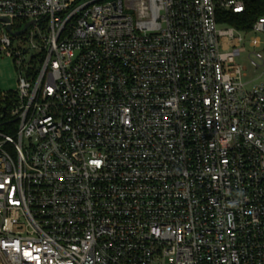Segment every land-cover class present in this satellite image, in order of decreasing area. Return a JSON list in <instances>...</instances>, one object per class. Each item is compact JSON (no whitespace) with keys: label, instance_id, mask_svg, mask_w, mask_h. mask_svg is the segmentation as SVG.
<instances>
[{"label":"built area","instance_id":"1","mask_svg":"<svg viewBox=\"0 0 264 264\" xmlns=\"http://www.w3.org/2000/svg\"><path fill=\"white\" fill-rule=\"evenodd\" d=\"M244 12L0 0L19 73L0 94V264H264V82L236 64L264 73V16L226 23Z\"/></svg>","mask_w":264,"mask_h":264},{"label":"rangeland","instance_id":"2","mask_svg":"<svg viewBox=\"0 0 264 264\" xmlns=\"http://www.w3.org/2000/svg\"><path fill=\"white\" fill-rule=\"evenodd\" d=\"M28 60L29 58H26V61ZM236 64L240 65L242 68L244 82H251V85L264 82L263 71L261 69L253 68L248 61L246 54L237 58ZM18 77L19 73L16 70L14 59L5 53H2L0 56V92L8 93L15 91Z\"/></svg>","mask_w":264,"mask_h":264},{"label":"trees","instance_id":"3","mask_svg":"<svg viewBox=\"0 0 264 264\" xmlns=\"http://www.w3.org/2000/svg\"><path fill=\"white\" fill-rule=\"evenodd\" d=\"M244 2L245 12L242 14H227L226 23L237 30L249 31L253 24L264 16V0H244ZM3 105H5V102L0 99V113L3 110Z\"/></svg>","mask_w":264,"mask_h":264}]
</instances>
